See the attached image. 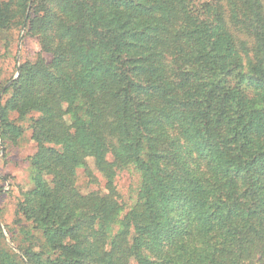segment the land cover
Returning <instances> with one entry per match:
<instances>
[{"label":"trees","instance_id":"1","mask_svg":"<svg viewBox=\"0 0 264 264\" xmlns=\"http://www.w3.org/2000/svg\"><path fill=\"white\" fill-rule=\"evenodd\" d=\"M17 26L0 137L29 116L36 151L0 264H264V0H0Z\"/></svg>","mask_w":264,"mask_h":264},{"label":"rangeland","instance_id":"2","mask_svg":"<svg viewBox=\"0 0 264 264\" xmlns=\"http://www.w3.org/2000/svg\"><path fill=\"white\" fill-rule=\"evenodd\" d=\"M39 50L37 39L28 36L24 27L0 30V104L7 98L5 88L18 76L20 64L26 60L36 59ZM18 123L23 127L19 138L3 144L0 137V231L3 238L1 241L17 253L19 228L25 224L23 218L17 214V205L22 199V193L32 187L30 158L36 151V144L31 138L29 116ZM87 162L95 176L101 180L92 158H87ZM135 180L133 170L124 171L117 180L118 189L125 198L132 195ZM76 182L81 193L102 189L99 184L89 181L81 167L76 169ZM12 234L17 237L15 241L11 238Z\"/></svg>","mask_w":264,"mask_h":264}]
</instances>
